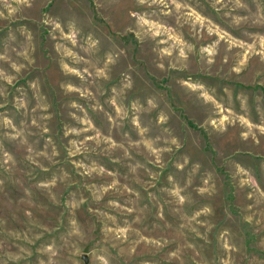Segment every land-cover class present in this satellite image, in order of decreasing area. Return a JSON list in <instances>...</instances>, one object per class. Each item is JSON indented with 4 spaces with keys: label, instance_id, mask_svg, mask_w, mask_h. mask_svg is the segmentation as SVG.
I'll return each mask as SVG.
<instances>
[{
    "label": "rangeland",
    "instance_id": "374dc122",
    "mask_svg": "<svg viewBox=\"0 0 264 264\" xmlns=\"http://www.w3.org/2000/svg\"><path fill=\"white\" fill-rule=\"evenodd\" d=\"M0 13V264H264V0Z\"/></svg>",
    "mask_w": 264,
    "mask_h": 264
},
{
    "label": "clouds",
    "instance_id": "9594fccd",
    "mask_svg": "<svg viewBox=\"0 0 264 264\" xmlns=\"http://www.w3.org/2000/svg\"><path fill=\"white\" fill-rule=\"evenodd\" d=\"M5 2H7V0H5ZM17 2H26V0H17ZM141 2H143V0H141ZM0 15H2V13H0ZM183 54V53H182ZM113 146H115V144L113 143ZM105 264H107V262H105Z\"/></svg>",
    "mask_w": 264,
    "mask_h": 264
},
{
    "label": "water",
    "instance_id": "95a60500",
    "mask_svg": "<svg viewBox=\"0 0 264 264\" xmlns=\"http://www.w3.org/2000/svg\"><path fill=\"white\" fill-rule=\"evenodd\" d=\"M83 259H84L85 263L87 264V262H88L87 256H84Z\"/></svg>",
    "mask_w": 264,
    "mask_h": 264
}]
</instances>
